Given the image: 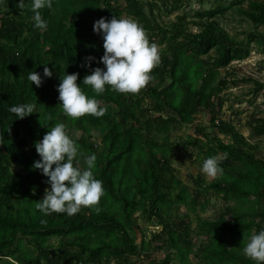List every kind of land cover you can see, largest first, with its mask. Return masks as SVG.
<instances>
[{"label":"trees","instance_id":"1","mask_svg":"<svg viewBox=\"0 0 264 264\" xmlns=\"http://www.w3.org/2000/svg\"><path fill=\"white\" fill-rule=\"evenodd\" d=\"M19 2L0 0V264H255L242 249L264 229V156L251 143L264 137V118L252 116L245 137L220 112L231 87L252 83L250 93L264 92V83L237 79L230 70L252 47L264 52V0L227 6L213 0L208 9L177 15L168 26L158 21L156 9L168 16L184 0H52L51 8L40 10L46 29L34 27L31 0L23 7ZM229 10L251 26L243 39L220 25ZM121 14L163 46L160 63L140 92L122 94L109 86L97 95L82 85L86 74L104 67L103 36L93 26ZM45 66L52 77L43 76ZM30 71L41 74L40 87L28 80ZM66 73H79L77 83L100 102L103 116L72 119L63 113L57 87ZM21 103L36 108L17 119L8 109ZM201 114H209L207 126L195 125ZM60 122L70 136L81 132L71 137L82 152L97 156L94 173L105 189L98 205L73 216L44 215L35 207L50 187L33 167L40 159L35 144ZM193 124V136L172 139ZM210 156L219 158L222 175L181 180L174 165L194 158L192 165L202 168ZM80 166H86L82 159ZM210 198L223 204L211 220L202 216ZM138 220L159 231L148 235Z\"/></svg>","mask_w":264,"mask_h":264},{"label":"clouds","instance_id":"2","mask_svg":"<svg viewBox=\"0 0 264 264\" xmlns=\"http://www.w3.org/2000/svg\"><path fill=\"white\" fill-rule=\"evenodd\" d=\"M23 7L24 0L19 2ZM52 0H31V11L34 13V27L46 29L47 21L43 19L41 9L51 8ZM94 32L103 36L104 54L100 62L103 68L96 67L91 74H86L82 85L90 86L97 95L103 94L107 87L122 94H136L153 79L152 70L160 63L159 46L150 42L144 27L132 17H116L111 20L100 18L95 21ZM90 66V64H89ZM52 70L45 66L44 77H52ZM79 73L64 74L57 87L59 104L63 113L78 119L85 115L100 117L105 109L95 96L89 97L77 83ZM28 80L37 87L42 85L41 74L30 71ZM34 103H21L8 110L17 119L34 113ZM40 157L33 167L42 170L50 185L45 189L43 199L35 207L44 215L66 213L77 214L82 207H93L99 204L105 193L103 181L94 173L97 156L86 154L67 133L65 123H56L35 144ZM227 158V154H225ZM81 159L86 165L81 167ZM202 172L215 178L224 172L217 156L204 159ZM99 211V208L96 209ZM43 222V221H42ZM243 255L255 264H264V229L252 234L242 249Z\"/></svg>","mask_w":264,"mask_h":264},{"label":"rangeland","instance_id":"3","mask_svg":"<svg viewBox=\"0 0 264 264\" xmlns=\"http://www.w3.org/2000/svg\"><path fill=\"white\" fill-rule=\"evenodd\" d=\"M147 2H152L153 0H145ZM234 0H225L223 3L225 6L229 5ZM213 3V0H210L204 4H199L198 0H184V5L179 10V12L172 13L171 15H165L162 11H158L156 9L155 13L158 21L164 25L168 26L171 23L177 21V15H182L183 13H190L195 10H205L208 9ZM160 3H158V6ZM244 7L247 6V3L243 4ZM120 17H127L124 14H121ZM192 17L189 16L188 20H191ZM220 25L223 29L229 34V36L234 37L238 40L243 39L244 32L251 30V26L244 22L238 16L237 13L233 11H228L224 14V17H219ZM192 33L197 32V30L191 27ZM163 48V46H159V51ZM230 70H235V75L237 79H242L247 76H252L254 79L264 83V52H258V50L254 47L250 49L249 56L241 62H233L231 64ZM220 74L224 76L225 71L221 70ZM252 83H241L238 87L229 88L225 94H231L229 97V101H227L220 112V116L222 119H228L233 122L236 129L242 133L245 137H248L249 131L245 127V123L251 119L252 116L256 118H264V92L262 91L257 96L250 93L252 91ZM223 97V95H221ZM239 98L240 102H236L235 99ZM209 114H201L196 118L195 125L207 126L209 121ZM194 124L191 127L182 128L181 130L175 131L172 135V139L176 141H180V138L185 139L186 136L192 135L194 132ZM81 132H75L71 136L79 137ZM94 141L98 143V138L96 133H94ZM251 143H253L257 149L259 156H264V137L260 139H255ZM178 151H174V154H177ZM183 159V158H182ZM191 160H184L181 162L182 164H176L174 167L178 169L179 177L183 181H189L188 175L192 174L194 176L201 175L207 181H211L213 178L206 176L202 172V168L198 166L192 165ZM207 211L202 214L203 217L207 219H214L217 214L222 210L223 204L214 198H210V200L206 204ZM185 209L182 208L180 214H183ZM137 224L142 227V229L146 230L148 235L159 231L157 227L148 226L142 221L138 220ZM137 243H140V234L137 232ZM149 238V236H147ZM198 244L203 241V239L195 240ZM159 257V255H155ZM142 258L139 259L138 262H141ZM195 263V259H192ZM137 262V263H138Z\"/></svg>","mask_w":264,"mask_h":264}]
</instances>
